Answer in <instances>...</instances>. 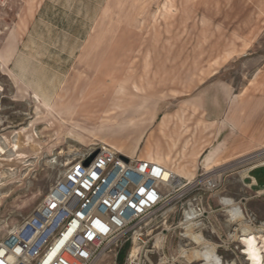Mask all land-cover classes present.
Masks as SVG:
<instances>
[{
    "label": "rangeland",
    "instance_id": "1",
    "mask_svg": "<svg viewBox=\"0 0 264 264\" xmlns=\"http://www.w3.org/2000/svg\"><path fill=\"white\" fill-rule=\"evenodd\" d=\"M42 3L29 25L20 21ZM261 124L264 0H0V241L71 163L109 147L193 181L141 224L152 264L205 263L180 255L198 247L187 236L191 209L219 264H253L241 230L233 237V208L264 264ZM139 235L94 264H127Z\"/></svg>",
    "mask_w": 264,
    "mask_h": 264
},
{
    "label": "built area",
    "instance_id": "2",
    "mask_svg": "<svg viewBox=\"0 0 264 264\" xmlns=\"http://www.w3.org/2000/svg\"><path fill=\"white\" fill-rule=\"evenodd\" d=\"M172 175L162 164L98 147L71 163L40 206L0 241V264H94L104 249L137 232L139 250L127 264H152L155 250L141 224L177 193ZM203 186L213 190L218 180L209 175Z\"/></svg>",
    "mask_w": 264,
    "mask_h": 264
},
{
    "label": "bare ground",
    "instance_id": "3",
    "mask_svg": "<svg viewBox=\"0 0 264 264\" xmlns=\"http://www.w3.org/2000/svg\"><path fill=\"white\" fill-rule=\"evenodd\" d=\"M109 148V147H108ZM112 149V148H111ZM114 150V149H113ZM116 151V150H115ZM117 152L123 156H126L128 158H134L127 156L123 151L117 150ZM149 160L152 161L150 158ZM156 162V161H153ZM159 163V162H156ZM161 164V163H159ZM168 168V167H167ZM171 170V169H170ZM172 182L170 183L173 185V187L176 189H182L184 188L183 180H186L188 183L191 184L193 181L187 180L184 175L178 173L177 171H172ZM227 204L232 205L230 201L226 200ZM198 212V211H197ZM197 212L191 209L190 211L185 213L186 218V230H187V236L196 244L198 247H193L190 249H182L181 250V256L189 260L190 262L195 261H204V264H219L220 259L217 257L215 253V247L211 244L205 243L202 235L194 230V227L197 225L194 220L197 218ZM236 218L239 219L238 227L235 228V231L233 233V237L237 236V232L239 229L241 230L243 236L245 237L243 239L244 243L246 244V252L248 254L249 259L253 262V264H261V258L260 253L257 248V240L255 235L253 234L252 227L246 222L245 217L241 211L240 208H233L232 211H230ZM232 219V218H231ZM240 236V235H239ZM238 237V236H237ZM135 245V244H134ZM201 248L199 249V247ZM139 248L137 246H134L132 249V254L135 255L138 252Z\"/></svg>",
    "mask_w": 264,
    "mask_h": 264
},
{
    "label": "crops",
    "instance_id": "4",
    "mask_svg": "<svg viewBox=\"0 0 264 264\" xmlns=\"http://www.w3.org/2000/svg\"><path fill=\"white\" fill-rule=\"evenodd\" d=\"M43 8V3L38 5L37 7H32V5H30V8L26 9L24 7V9L22 10V14H20V21L29 25V20L32 19H36L38 16L39 11H41ZM27 13V14H26ZM24 16V18H23ZM258 136L256 138H254V145L253 146H264V124H261V127L258 130ZM251 179L254 181V183L257 185V181L254 177H251Z\"/></svg>",
    "mask_w": 264,
    "mask_h": 264
},
{
    "label": "water",
    "instance_id": "5",
    "mask_svg": "<svg viewBox=\"0 0 264 264\" xmlns=\"http://www.w3.org/2000/svg\"><path fill=\"white\" fill-rule=\"evenodd\" d=\"M98 150H96V151H94L87 159H86V161L84 162V165L85 166H88L91 162H92V160L96 157V155L98 154Z\"/></svg>",
    "mask_w": 264,
    "mask_h": 264
},
{
    "label": "trees",
    "instance_id": "6",
    "mask_svg": "<svg viewBox=\"0 0 264 264\" xmlns=\"http://www.w3.org/2000/svg\"><path fill=\"white\" fill-rule=\"evenodd\" d=\"M261 171H263V170H256L255 172H254V174H253V176L256 178V180L258 181V182H263V180L261 179V177H260V172Z\"/></svg>",
    "mask_w": 264,
    "mask_h": 264
}]
</instances>
